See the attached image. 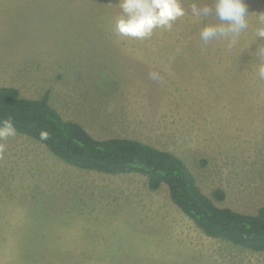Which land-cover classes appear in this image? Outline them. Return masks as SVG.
<instances>
[{
  "label": "rangeland",
  "instance_id": "rangeland-1",
  "mask_svg": "<svg viewBox=\"0 0 264 264\" xmlns=\"http://www.w3.org/2000/svg\"><path fill=\"white\" fill-rule=\"evenodd\" d=\"M118 2L0 0V86L28 99L49 94L63 119L96 139L175 154L204 193L225 192L218 206L255 214L264 207V81L255 71L264 0H245L249 28L236 46L219 40L206 51L194 0H184L188 14L152 36L162 55L173 50L147 61L139 40L114 33ZM154 65L160 80L149 77ZM0 143V264H264V252L207 236L166 185L79 169L27 135Z\"/></svg>",
  "mask_w": 264,
  "mask_h": 264
},
{
  "label": "trees",
  "instance_id": "trees-1",
  "mask_svg": "<svg viewBox=\"0 0 264 264\" xmlns=\"http://www.w3.org/2000/svg\"><path fill=\"white\" fill-rule=\"evenodd\" d=\"M9 117L16 133L46 145L63 162L109 175H144L152 190L166 185L173 203L207 236L264 252V207L245 214L218 206L225 192L204 193L187 164L175 154L130 138L96 139L82 124L63 119L51 106L49 94L28 99L17 87L0 86V122ZM42 131L48 133L46 140L40 139Z\"/></svg>",
  "mask_w": 264,
  "mask_h": 264
},
{
  "label": "clouds",
  "instance_id": "clouds-1",
  "mask_svg": "<svg viewBox=\"0 0 264 264\" xmlns=\"http://www.w3.org/2000/svg\"><path fill=\"white\" fill-rule=\"evenodd\" d=\"M184 0H119L116 4L120 13L113 23L114 33L119 37L136 40L150 39L158 29L172 30L174 24L188 12L183 6ZM191 16L200 20L203 26L199 38L205 46L213 41L223 40L229 48L237 45L239 38L249 28L248 7L245 0H194L190 5ZM255 29L256 41L264 38V13L257 17ZM264 43L256 51L255 71L257 78L264 81ZM149 77L160 80L158 72H150ZM16 129L11 118L0 122V141L15 136ZM48 133L42 131L41 140ZM6 145L0 143V153Z\"/></svg>",
  "mask_w": 264,
  "mask_h": 264
},
{
  "label": "crops",
  "instance_id": "crops-1",
  "mask_svg": "<svg viewBox=\"0 0 264 264\" xmlns=\"http://www.w3.org/2000/svg\"><path fill=\"white\" fill-rule=\"evenodd\" d=\"M160 44H163L162 42H158V40L154 39V38H150V39H145V40H139L138 44L135 46V50L139 51L141 53V55L143 56V58L147 61L149 58H152L153 60L157 59L160 60L161 57H163V60H166L168 58V54L169 52H171L173 50V48L168 47L169 44L167 45H163L164 46V51H163V55L160 52ZM150 46L153 47L155 46V54L154 56L152 55V50L148 51L147 49L142 50L141 46ZM173 45V41H171V46ZM160 69H156V65L153 66V71H159ZM161 71V70H160Z\"/></svg>",
  "mask_w": 264,
  "mask_h": 264
}]
</instances>
